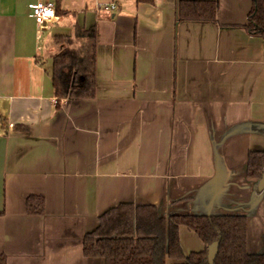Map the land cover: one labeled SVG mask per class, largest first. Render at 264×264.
I'll list each match as a JSON object with an SVG mask.
<instances>
[{
  "label": "crops",
  "instance_id": "obj_1",
  "mask_svg": "<svg viewBox=\"0 0 264 264\" xmlns=\"http://www.w3.org/2000/svg\"><path fill=\"white\" fill-rule=\"evenodd\" d=\"M32 1L54 17L35 23ZM179 1L198 0H0L6 264H105L84 256L83 237L120 203L166 217L258 210L264 190L246 170L264 151V39L244 28L251 0H218L208 23L177 22ZM85 31L95 94L58 99L53 39ZM30 196L43 197L41 215L27 212ZM179 239L185 254L204 249L184 226Z\"/></svg>",
  "mask_w": 264,
  "mask_h": 264
},
{
  "label": "trees",
  "instance_id": "obj_2",
  "mask_svg": "<svg viewBox=\"0 0 264 264\" xmlns=\"http://www.w3.org/2000/svg\"><path fill=\"white\" fill-rule=\"evenodd\" d=\"M142 1V0H137ZM219 9L215 1H179L177 22H216ZM244 28L252 36L264 39V0H251ZM74 38L53 39L50 58L55 95L60 98L90 99L95 94L96 42L92 31ZM62 41L65 48L57 43ZM57 48V50L55 49ZM247 177L257 183L264 174V151L250 152ZM43 197L30 196L29 214L43 213ZM184 226L204 245L198 252L185 254L179 228ZM217 242V254L209 262L208 248ZM83 254L100 258L105 264H264V253L247 250V218L239 214L160 215L155 205L120 203L98 217L97 225L83 237ZM0 264H6L0 254Z\"/></svg>",
  "mask_w": 264,
  "mask_h": 264
},
{
  "label": "rangeland",
  "instance_id": "obj_3",
  "mask_svg": "<svg viewBox=\"0 0 264 264\" xmlns=\"http://www.w3.org/2000/svg\"><path fill=\"white\" fill-rule=\"evenodd\" d=\"M57 43L62 45L61 49L65 48V44L62 41H59ZM55 49L57 50L56 47ZM52 52L50 56L52 55ZM51 62H52V59H51ZM247 200L248 199H246V201ZM226 205H227V202H226ZM258 206H259L258 210L256 212H253L251 215L246 214V213H243L242 215H245L247 218L249 252L264 253V191L260 193V200H259ZM239 211H242V210L239 209ZM227 214H235V213H227ZM195 251L198 252V250L191 249L189 253L195 252ZM257 251H261V252H257Z\"/></svg>",
  "mask_w": 264,
  "mask_h": 264
},
{
  "label": "built area",
  "instance_id": "obj_4",
  "mask_svg": "<svg viewBox=\"0 0 264 264\" xmlns=\"http://www.w3.org/2000/svg\"><path fill=\"white\" fill-rule=\"evenodd\" d=\"M30 8L29 16L37 24H44L45 21L52 19L55 15L52 3H42L40 1H32L28 4ZM106 10H114L116 6L114 4L103 5Z\"/></svg>",
  "mask_w": 264,
  "mask_h": 264
},
{
  "label": "water",
  "instance_id": "obj_5",
  "mask_svg": "<svg viewBox=\"0 0 264 264\" xmlns=\"http://www.w3.org/2000/svg\"><path fill=\"white\" fill-rule=\"evenodd\" d=\"M257 189L259 191H263L264 190V174L262 175V177L260 178V180L257 183ZM217 250H218V244L217 242L211 244L208 248V259L209 262H212V260L214 259V257L217 254Z\"/></svg>",
  "mask_w": 264,
  "mask_h": 264
}]
</instances>
